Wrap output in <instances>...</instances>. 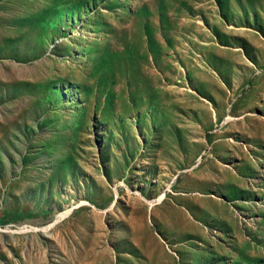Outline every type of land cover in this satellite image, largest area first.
I'll return each instance as SVG.
<instances>
[{"label":"rangeland","instance_id":"obj_1","mask_svg":"<svg viewBox=\"0 0 264 264\" xmlns=\"http://www.w3.org/2000/svg\"><path fill=\"white\" fill-rule=\"evenodd\" d=\"M264 0H0V264H264Z\"/></svg>","mask_w":264,"mask_h":264},{"label":"crops","instance_id":"obj_2","mask_svg":"<svg viewBox=\"0 0 264 264\" xmlns=\"http://www.w3.org/2000/svg\"><path fill=\"white\" fill-rule=\"evenodd\" d=\"M260 120H261L262 122H264V119H263V118H260Z\"/></svg>","mask_w":264,"mask_h":264}]
</instances>
